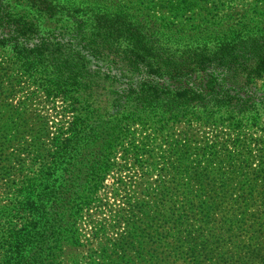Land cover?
I'll list each match as a JSON object with an SVG mask.
<instances>
[{"label": "trees", "instance_id": "obj_1", "mask_svg": "<svg viewBox=\"0 0 264 264\" xmlns=\"http://www.w3.org/2000/svg\"><path fill=\"white\" fill-rule=\"evenodd\" d=\"M84 1L0 0V55L47 102L61 100L56 115L67 117L55 125L50 148L35 145L31 152L34 177L12 183L13 201L0 206V264H52L54 256H43L49 249L77 247L74 222L92 203L130 128L151 141L170 124L257 128L264 120V83L260 89L254 83L264 76V12L256 0L242 5L251 6L243 12L237 0ZM6 92L0 83V100ZM29 120L19 117L23 130ZM0 139L2 148L7 140ZM11 161L19 163L20 155ZM166 191L160 188V198ZM222 191L199 200L194 219L176 218L164 200L137 207L145 228V253L138 255L167 264L179 236L199 256L206 251L192 231L199 223L220 226L215 249L249 256L238 259L242 264L255 261L258 245L246 252L223 243L235 236L234 227L224 229L232 221ZM247 220L264 222V212ZM128 236L123 255L136 248L137 238ZM208 251L204 261L213 256Z\"/></svg>", "mask_w": 264, "mask_h": 264}, {"label": "rangeland", "instance_id": "obj_2", "mask_svg": "<svg viewBox=\"0 0 264 264\" xmlns=\"http://www.w3.org/2000/svg\"><path fill=\"white\" fill-rule=\"evenodd\" d=\"M256 1L258 10L264 12V4L261 5L264 0ZM251 4L250 0L236 1L237 10L242 12L251 10V6L243 8L242 5ZM5 62L0 55V83L5 90H10L8 94L3 93L4 98L0 100V136L7 140L0 148V206L13 201L15 182L37 173V165L30 161L35 145L50 148L55 125L60 117L67 120L56 115L63 107L61 100H56L55 105L47 102L24 75ZM254 83L260 89L264 76ZM29 94L32 96L25 101ZM21 115L31 117L27 124L29 129L23 130L19 124ZM41 121L45 123L43 126ZM63 128H67L66 125ZM145 135L138 127L130 128L116 146L110 170L103 176L92 203L72 227L77 247L70 249L63 244L57 250L49 249L43 256H54L52 264H153L150 256L138 255L145 253L141 251L145 246L140 241L145 228L139 226L141 216L137 207L164 200L170 204L176 218L183 214L194 219L192 215L197 216L195 209L199 200H207L221 188L227 195L222 207L226 209V219L232 221L224 229L234 227L235 236H225L223 243L245 247L246 252L258 245L262 248L261 255L253 256L255 261L251 263L245 262L264 264V222L247 220L250 215L264 212V120H259L257 128L170 124L151 141L144 140ZM12 155H20L19 163L11 161ZM202 169H207L208 173L200 176ZM163 187L167 191L160 198L158 191ZM242 214L247 215L243 218ZM128 221L136 224L132 226ZM206 227L198 223L192 228L194 238L206 251L200 249L199 256L193 255L188 248L190 240L187 242L178 236L175 243L178 252L166 259L167 264H208V261L242 264L238 259L245 256H237L231 250L225 252V247L215 249L223 239L220 226ZM200 228L203 229L201 235ZM128 235L137 238L136 248H131L134 253L123 255L119 249L123 248L122 242ZM208 250L213 256L204 261L202 256L210 252ZM219 254L222 255L216 256Z\"/></svg>", "mask_w": 264, "mask_h": 264}]
</instances>
